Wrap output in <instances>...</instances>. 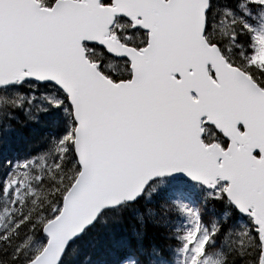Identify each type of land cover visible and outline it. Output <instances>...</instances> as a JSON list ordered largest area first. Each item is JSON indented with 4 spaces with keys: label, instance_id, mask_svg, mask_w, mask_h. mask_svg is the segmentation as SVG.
<instances>
[{
    "label": "snow or ice",
    "instance_id": "snow-or-ice-1",
    "mask_svg": "<svg viewBox=\"0 0 264 264\" xmlns=\"http://www.w3.org/2000/svg\"><path fill=\"white\" fill-rule=\"evenodd\" d=\"M0 264H264V0H0Z\"/></svg>",
    "mask_w": 264,
    "mask_h": 264
}]
</instances>
